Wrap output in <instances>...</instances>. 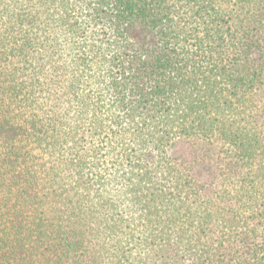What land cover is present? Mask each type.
I'll list each match as a JSON object with an SVG mask.
<instances>
[{"label": "trees", "instance_id": "1", "mask_svg": "<svg viewBox=\"0 0 264 264\" xmlns=\"http://www.w3.org/2000/svg\"><path fill=\"white\" fill-rule=\"evenodd\" d=\"M263 91L264 0H0V264H264Z\"/></svg>", "mask_w": 264, "mask_h": 264}, {"label": "rangeland", "instance_id": "2", "mask_svg": "<svg viewBox=\"0 0 264 264\" xmlns=\"http://www.w3.org/2000/svg\"><path fill=\"white\" fill-rule=\"evenodd\" d=\"M256 110L259 113V123L261 125V127L264 129V91L260 93V95L258 96V98L256 99ZM194 141V140H193ZM196 146H197V150H196V159L194 161V163H192V166H196V167H202V164L207 163L206 161H208V163H212L215 162V165H213V168L216 169H221L224 172H230L231 170L233 172L235 171H239V166L235 165V160H233L234 162H230L227 158L228 156H230L231 154L228 153L229 149L227 146L224 145V143H221L219 141H217V139H211V140H200L197 139L196 141ZM187 151L181 146V145H177L176 147H174L173 151H172V157H177L180 158L178 159V164H176V170L174 169V174H176V177H178V173H182L184 174L185 172V168L184 165L182 166V162L181 160L183 159H188V157H186ZM185 155V156H184ZM186 157V158H185ZM227 157V158H226ZM223 158H225V160H222ZM192 160V159H190ZM154 161V159H153ZM231 163V164H229ZM207 165V164H205ZM227 167H229L230 169H228ZM201 171H203L202 173L204 174L205 178L210 177V172L211 170L203 167L201 169ZM122 176V175H121ZM123 179V178H122ZM157 182L163 181L160 175H156V179ZM168 184L166 183V186ZM165 186V187H166ZM122 189H125V186L122 187ZM121 190V187L119 186H115L113 187L111 193H119ZM110 191H111V187H110ZM115 195V194H114ZM123 209L124 212H127L128 208H121ZM125 225V224H124ZM125 230V229H124ZM256 243L261 244L262 241H264V224H260L258 225V229L256 232ZM133 247V246H132ZM134 250V249H133ZM139 250L135 249V251L132 253V255H139L137 254ZM258 251L260 252V248L258 249Z\"/></svg>", "mask_w": 264, "mask_h": 264}]
</instances>
